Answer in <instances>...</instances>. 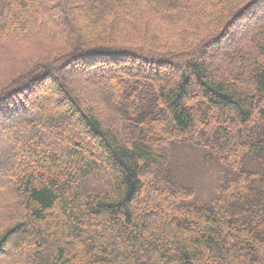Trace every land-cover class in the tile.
<instances>
[{
    "label": "trees",
    "instance_id": "trees-1",
    "mask_svg": "<svg viewBox=\"0 0 264 264\" xmlns=\"http://www.w3.org/2000/svg\"><path fill=\"white\" fill-rule=\"evenodd\" d=\"M0 176V264H264V0H0Z\"/></svg>",
    "mask_w": 264,
    "mask_h": 264
},
{
    "label": "rangeland",
    "instance_id": "rangeland-1",
    "mask_svg": "<svg viewBox=\"0 0 264 264\" xmlns=\"http://www.w3.org/2000/svg\"><path fill=\"white\" fill-rule=\"evenodd\" d=\"M28 55L32 56V58L29 59V61L31 60V64L29 65L34 66L40 60L39 58L43 57L37 56L35 53H28ZM91 77L92 76H89V78ZM92 79H101V77L97 75L95 77H92ZM50 85L51 84L47 82L46 86L48 87V89H46L42 93H40V89L39 91H37L36 95L37 97H40V101L36 102L37 100H35L36 104L44 106L46 108L50 107V105L47 104L44 100L45 97L47 98L51 95V92L49 91ZM58 120H60V118ZM72 130V125L67 123V128L65 129V131L70 134V136L75 137V140L77 142L83 144L90 151L94 152L95 150H97V147L91 146L84 137L75 136ZM48 145L49 144L47 143L44 144L45 147ZM204 155L205 151H195L193 148H190L188 150H181L180 152H178L177 159H179L178 162L180 165V169L186 174L184 175V177L182 176V178L184 179V182H186L188 188H190L194 192L195 196L203 200L204 203L208 204L216 196V188L219 183L226 178V176H222V172H225V170L224 168H221L220 165H215L213 163H211V165H208L207 162H204ZM2 178L3 176H0V180Z\"/></svg>",
    "mask_w": 264,
    "mask_h": 264
}]
</instances>
